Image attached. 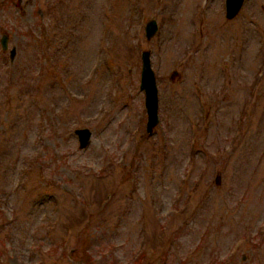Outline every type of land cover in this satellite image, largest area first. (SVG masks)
<instances>
[{
  "label": "rangeland",
  "instance_id": "rangeland-1",
  "mask_svg": "<svg viewBox=\"0 0 264 264\" xmlns=\"http://www.w3.org/2000/svg\"><path fill=\"white\" fill-rule=\"evenodd\" d=\"M263 10L0 0V264H264Z\"/></svg>",
  "mask_w": 264,
  "mask_h": 264
},
{
  "label": "water",
  "instance_id": "water-1",
  "mask_svg": "<svg viewBox=\"0 0 264 264\" xmlns=\"http://www.w3.org/2000/svg\"><path fill=\"white\" fill-rule=\"evenodd\" d=\"M243 0H224V17L233 18L240 10ZM264 12V10H263ZM156 21L152 18L148 19L144 24V37L149 39L156 31ZM6 35L0 36V47L2 50L7 46ZM9 57L14 55V48L8 51ZM139 89L143 92V105L146 114L145 131L150 134L152 127L157 123V87L155 76L150 66L148 51L140 52V71H139ZM73 133L77 136L78 146L84 148L89 141L90 131L86 128L74 129Z\"/></svg>",
  "mask_w": 264,
  "mask_h": 264
},
{
  "label": "trees",
  "instance_id": "trees-1",
  "mask_svg": "<svg viewBox=\"0 0 264 264\" xmlns=\"http://www.w3.org/2000/svg\"><path fill=\"white\" fill-rule=\"evenodd\" d=\"M84 259H85L84 264H91L90 259L87 257L85 253H84Z\"/></svg>",
  "mask_w": 264,
  "mask_h": 264
}]
</instances>
